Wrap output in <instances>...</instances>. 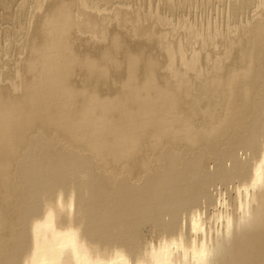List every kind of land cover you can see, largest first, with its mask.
Returning <instances> with one entry per match:
<instances>
[{
    "label": "bare ground",
    "instance_id": "obj_1",
    "mask_svg": "<svg viewBox=\"0 0 264 264\" xmlns=\"http://www.w3.org/2000/svg\"><path fill=\"white\" fill-rule=\"evenodd\" d=\"M137 1L0 0V264H264V0Z\"/></svg>",
    "mask_w": 264,
    "mask_h": 264
},
{
    "label": "rangeland",
    "instance_id": "obj_2",
    "mask_svg": "<svg viewBox=\"0 0 264 264\" xmlns=\"http://www.w3.org/2000/svg\"><path fill=\"white\" fill-rule=\"evenodd\" d=\"M155 1H156V0H145V1H144V0H138L137 3L140 2V4L138 3V5H139L138 7H139V8H141L140 6H144V7H145V9H143L144 7L141 8V9H143V10H146V8L148 9V6H146V5L151 4V5H150V6H151V9H154L157 13H159L160 16H162V17H164V18L167 17L168 20L171 19L170 21H172L173 17L179 19V17H180L181 15L184 16V17H182V18L185 19V20H187V19H186L187 16L190 17V18H188V21H189L190 19H191V21L194 19L195 22H194V21H192V22H193L194 24H197V25H198V23H199V25H200V24L202 25V23L204 24V23L206 22V20H207V23H205L206 25H205V24H204V25H205L206 27H207V24H208V26H209V25L212 26V28L209 26V27H210V30H212V31H213V30H216V31H218L219 33H225V32H227V30L230 29V28H229L230 25H231V26L233 25V26H232V28H233L234 25L237 24V23L234 22L235 19H236V20L239 19V16H235L236 18H235V19H232L234 16L232 17V10L230 11V9H231V7H232V6H230V5H232L230 0H229L228 2H227V0H210V2H209L210 4H208V3L206 2L209 6L204 4L203 1H206V0H201V1H200V0H197V1H194V0H193V1H192V0L189 1V0H188V2H187V0H185L186 3H188L189 6H191V4H192V2H193V4L195 5V7H194L193 4H192V6H191L192 8H191V7H190V8L187 7V6H188L187 4H186L187 6L184 5V6L182 7V5H181L180 2H177V3L175 2V4H174L173 7H172V9L175 10V15H174V12H173L172 10H171L172 12H171L170 10H168L169 7H167V6L165 5V1H167V0H165V1H164V0H162V1L160 0L161 3L159 2V0H157L158 2L156 1L157 3H156ZM168 1H169V0H168ZM171 1L174 2V1H176V0H170V2H171ZM177 1H178V0H177ZM191 1H192V2H191ZM199 1L203 4V5H202V6H203L202 8H201V5H200L201 3H200ZM141 2H142V4H141ZM143 2L145 3V5H144ZM162 2H163V4H164L165 7H162V6H163V5H162ZM195 2H197V4H195ZM198 2H199V3H198ZM221 2H222V3H221ZM229 2H230V3H229ZM179 3H180V4H179ZM229 4H230V5H229ZM152 5H154V7H153ZM155 5H157V6H155ZM176 5H177V6H176ZM179 5H180V7L183 8V9L181 8V10H183V11H181V12H179V11H180V9H179V7H178ZM150 6H149V8H150ZM197 6H198V7H197ZM212 6H213V7H212ZM156 7H157V8H156ZM158 7H159V8H158ZM174 7H175V9H174ZM185 7L189 8V9L187 10V8H185ZM206 7H207V8H206ZM253 7H254V6L248 8L249 10H248V9L243 10V13H242L243 15H242V14L240 15L241 18L239 19V20H240L239 22H241L242 18H243V20L245 19V21H242L243 24H244L245 22H247V21H246L247 19H248V21H249L250 16H251V14H252L251 11H253V10L255 9V8L253 9ZM161 8H162V9H161ZM177 8L179 9V11H178ZM195 8H197V9H195ZM229 8H230V9H229ZM159 9H160V10H159ZM165 9H166L167 11H166ZM176 9H177V10H176ZM184 9H185V11H184ZM193 9H194V10H193ZM226 9H227V10H226ZM257 9H258L257 11H259V10H260V7L257 8ZM158 10H159V11H158ZM162 10H164V11H163V14H162ZM189 10H190V11H189ZM203 10H204V12H203ZM168 11H169V12H168ZM194 11H196V12H194ZM226 11H230V12H228V13H230V14H228L229 16H227V12H226ZM244 11L248 12V13H246V15H247V14H249V15L246 16ZM170 12H171V13H170ZM178 12H179V13H178ZM182 12H183V13H182ZM161 14H162V15H161ZM168 14H170V15L173 14V17L171 16V17H172V18H171L170 15H168ZM194 14H195V15H194ZM222 14H224V15H222ZM178 15H179V17H178ZM186 15H187V16H186ZM244 15H245V16H244ZM175 16H176V17H175ZM185 16H186V17H185ZM168 17H170V19H169ZM192 17H193V18H192ZM225 17H226V18H225ZM227 17H228V18L230 17L228 21H230L231 23L228 22V21L226 22ZM180 18H181V17H180ZM246 18H247V19H246ZM216 19H217V20H216ZM220 19H221V20H220ZM0 20H1V19H0ZM175 20H176V19H175ZM175 20H173V21H175ZM202 20H203V21H202ZM204 20H205V21H204ZM232 20H233V22H232ZM2 21H3L4 23H3ZM191 21H190V22H191ZM197 21H200V22H197ZM201 21H202V23H201ZM208 21H210V22H209L210 24L208 23ZM5 22H6V21H4V20L2 19V20L0 21V24H2V25L5 24V25L7 26L8 21H7L6 23H5ZM213 22H215L214 24H215V26L217 27V29H216V27L214 26ZM220 23H221V25H220ZM226 23H227V25H226ZM211 24H212V25H211ZM5 25H4V26H5ZM223 25H224V26L226 25V27L228 26V27H227L228 29H226V27H224ZM0 26H1V25H0ZM4 26H3V27H4ZM213 26L215 27V29L213 28ZM231 26H230V27H231ZM232 28H231V29H232ZM234 28H235V27H234ZM220 29H221L223 32H222ZM225 29H226V30H225ZM219 30H220L221 32H220ZM224 30H225V31H224ZM229 34H231V33H229ZM238 34H239V36H241V35H240V32H239ZM238 34H236L237 37L234 35V33L231 34V36L234 35L235 38H238V37H239ZM216 38H217V39H216ZM216 38H215V39H216L215 43H218L219 41H221V42H219V43L216 44V45L218 46V45L220 44L219 47H221V43L223 42V39H222L219 35H218ZM218 38H219V40H218ZM233 38H234V37H233ZM235 38H234V39H235ZM213 39H214V38H213ZM215 39H214V40H215ZM220 39H222V40H220ZM197 46H199V44H197ZM202 48H203V47H202ZM204 48H205V47H204Z\"/></svg>",
    "mask_w": 264,
    "mask_h": 264
}]
</instances>
